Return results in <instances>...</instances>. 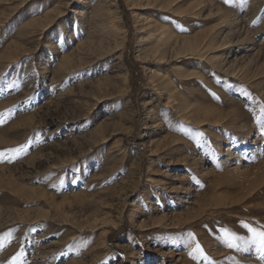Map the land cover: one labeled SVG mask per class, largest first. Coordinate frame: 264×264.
Instances as JSON below:
<instances>
[{
  "label": "rangeland",
  "instance_id": "374dc122",
  "mask_svg": "<svg viewBox=\"0 0 264 264\" xmlns=\"http://www.w3.org/2000/svg\"><path fill=\"white\" fill-rule=\"evenodd\" d=\"M262 129L264 0H0V264H264Z\"/></svg>",
  "mask_w": 264,
  "mask_h": 264
},
{
  "label": "bare ground",
  "instance_id": "6f19581e",
  "mask_svg": "<svg viewBox=\"0 0 264 264\" xmlns=\"http://www.w3.org/2000/svg\"><path fill=\"white\" fill-rule=\"evenodd\" d=\"M160 4H162L163 2L162 1H160L159 2ZM169 6L168 5H166V8L164 7V9H167ZM166 14H164V13H162V14H160V21H161V23H162V21H164L165 20V18H166ZM154 24L153 25H151L152 27H150V28H152V29H150V31L148 32V34H149V36H150V39H152L153 40V42H154V45H153V47L154 48H156V47H159V46H161L162 44H161V42H159L160 40H162L163 39V37L165 36V30H166V25H164L163 23L161 24V23H159V22H153ZM150 24V23H149ZM169 25V24H168ZM154 36V37H153ZM159 42V43H158ZM165 42V41H164ZM164 42H163V44H164ZM156 52V51H155ZM168 82H169V80H168ZM162 84H163V91H165V93H167L166 94V96H167V100L165 101V102H163V105H162V109L163 110H169V109H172L173 107H175L176 108V112L177 113H183L182 115H183V117L185 118L186 116H185V112L187 111V105H186V102L185 101H182V100H178L177 99V96L175 95V94H173V87L171 86V84H170V82L169 83H163L162 82ZM165 98V97H164ZM184 98V97H183ZM191 99V98H190ZM188 104V103H187ZM192 109H193V106H192ZM170 121V120H169ZM170 129L171 128H169V126H167V130H166V136L168 137V138H172V140L173 141H171L169 144H168V146L170 145V144H172V143H174V142H176L177 141V139H176V137H174V136H171L169 133H168V131H170Z\"/></svg>",
  "mask_w": 264,
  "mask_h": 264
},
{
  "label": "snow or ice",
  "instance_id": "6c2138e0",
  "mask_svg": "<svg viewBox=\"0 0 264 264\" xmlns=\"http://www.w3.org/2000/svg\"><path fill=\"white\" fill-rule=\"evenodd\" d=\"M224 2L227 3L228 0H224ZM262 131H264V129H262ZM12 151H16V150L13 149ZM0 156H3V154L0 153ZM9 162H11V159L9 160ZM189 235H191V234H189ZM257 235L260 237V246H261L262 249H264V232H259V233H257ZM228 247L232 248V247H234V245L232 243H229ZM194 253H199L201 256L204 255V253H203V251H202V249H201L199 244H197L196 247L194 249H192L191 252H189V255L192 256L195 259L196 257L193 255ZM15 260H16V257H13L12 261H10L9 264H14Z\"/></svg>",
  "mask_w": 264,
  "mask_h": 264
}]
</instances>
